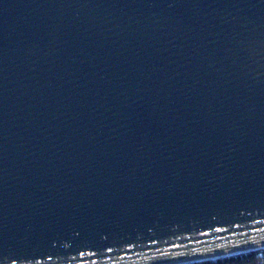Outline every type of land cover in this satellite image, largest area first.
I'll return each mask as SVG.
<instances>
[{"label": "water", "instance_id": "obj_1", "mask_svg": "<svg viewBox=\"0 0 264 264\" xmlns=\"http://www.w3.org/2000/svg\"><path fill=\"white\" fill-rule=\"evenodd\" d=\"M262 246L264 0H0V264Z\"/></svg>", "mask_w": 264, "mask_h": 264}, {"label": "trees", "instance_id": "obj_2", "mask_svg": "<svg viewBox=\"0 0 264 264\" xmlns=\"http://www.w3.org/2000/svg\"><path fill=\"white\" fill-rule=\"evenodd\" d=\"M257 255V252H251L244 255L222 258L215 262H206L202 264H255Z\"/></svg>", "mask_w": 264, "mask_h": 264}, {"label": "bare ground", "instance_id": "obj_3", "mask_svg": "<svg viewBox=\"0 0 264 264\" xmlns=\"http://www.w3.org/2000/svg\"><path fill=\"white\" fill-rule=\"evenodd\" d=\"M261 250H264V246L259 247V248L245 250V251H237V252H234V253H230V254H227V255H223L224 257H222V258L231 257V256H237V255H242V254H248V253H251V252H258V251H261ZM219 259H221V257H211V258L197 259V260H193V261L181 262V263H174V264L214 262V261H217Z\"/></svg>", "mask_w": 264, "mask_h": 264}, {"label": "built area", "instance_id": "obj_4", "mask_svg": "<svg viewBox=\"0 0 264 264\" xmlns=\"http://www.w3.org/2000/svg\"><path fill=\"white\" fill-rule=\"evenodd\" d=\"M257 253H258V255H257V259H256L255 264H264V250L258 251ZM202 263H206V262L188 263V264H202Z\"/></svg>", "mask_w": 264, "mask_h": 264}]
</instances>
